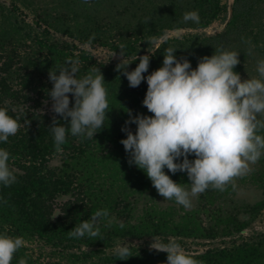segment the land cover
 Masks as SVG:
<instances>
[{"label": "trees", "instance_id": "1", "mask_svg": "<svg viewBox=\"0 0 264 264\" xmlns=\"http://www.w3.org/2000/svg\"><path fill=\"white\" fill-rule=\"evenodd\" d=\"M189 11L199 13V23L183 21ZM217 20L223 28L208 33ZM179 29L185 31L168 36ZM149 38L155 43L148 44ZM85 45L101 46L110 57L98 59ZM120 45L128 61L150 56L145 78L162 66L167 48H176V57L187 58L192 68L216 48L235 50L240 63L234 71L242 79L255 77L257 61L264 59V0H231L230 5L227 0H0V107L20 122L17 134L0 142L17 175L11 187L0 186V233L36 239L52 257L40 261L24 246L12 264L21 257L27 264H164L167 253L150 249L153 239H175L199 264H264V229L254 228L264 213V156L235 181V189L209 188L193 199L191 209L164 200L146 173L128 163L120 142L127 135L122 131L127 110L152 115L142 103L146 79L130 87L116 68ZM69 59L80 62L78 78L100 70L109 111L93 138L69 134L57 152L49 129L57 114L51 111L48 77ZM138 63L132 61L128 70ZM127 127L136 130L134 123ZM165 172L189 186L186 172ZM104 208L115 223L100 225L102 239L69 237L81 220ZM122 243L132 253L125 260L113 255Z\"/></svg>", "mask_w": 264, "mask_h": 264}, {"label": "clouds", "instance_id": "2", "mask_svg": "<svg viewBox=\"0 0 264 264\" xmlns=\"http://www.w3.org/2000/svg\"><path fill=\"white\" fill-rule=\"evenodd\" d=\"M199 20L197 11L183 14L184 22L199 23ZM145 41L155 43L153 38ZM124 47H119L122 58L116 68L123 72L130 87H138L146 79L147 91L142 103L152 113L133 116L127 110L129 119L122 128L127 135L120 142L129 154L128 163L146 173L164 200L174 201L185 209H191L193 199L209 188L223 192L230 185L235 189V181L249 175L253 171L251 165L264 156V134H261L264 133V59L257 61V76L242 79L234 71L240 63L238 51L216 48L213 55L203 56L196 68H192L187 58L176 57V48H167L162 66L145 78L150 56L136 55L128 61ZM247 54L252 55L251 48ZM137 59L138 65L129 71L128 65ZM79 63L69 59L57 71H49L48 78L53 84L48 91L51 111L67 122L61 124L57 115L52 118L49 129L57 152L62 150L69 134L93 138L105 126L109 111L102 73L98 69L78 78ZM69 94L74 103L70 102ZM130 123L136 125L135 132L127 127ZM19 128V118L0 107V142L7 143ZM190 155L194 159H189ZM9 160V151L0 148V186L5 188L17 182ZM165 168L173 174L186 172L189 186L175 182ZM113 223L115 218L108 209H98L68 231V235L76 239L84 236L102 239L100 225L111 227ZM124 226L123 222L119 223L120 228ZM24 246L23 237L0 233V264H12L14 255ZM149 247L167 253L164 264H199L175 239L167 243L153 239ZM113 255L121 260L132 256L129 244H117ZM18 264H27V259L21 257Z\"/></svg>", "mask_w": 264, "mask_h": 264}, {"label": "rangeland", "instance_id": "3", "mask_svg": "<svg viewBox=\"0 0 264 264\" xmlns=\"http://www.w3.org/2000/svg\"><path fill=\"white\" fill-rule=\"evenodd\" d=\"M229 5L231 3V0H227ZM224 26V22L221 20L214 21L210 26H208L205 30L208 33L216 32L222 29ZM185 30L179 29V30H173L169 31L168 36H176L180 35ZM85 48H87L96 58L101 60H106L110 57V52L102 48L98 45H85ZM252 197H254L252 194H250ZM255 229H264V213L260 215V217L256 220L254 223ZM25 240V247L28 248V251L32 253L33 257L36 259H39L40 261H49L52 259L49 251V247H46L41 242H39L36 239H24ZM136 242V241H134ZM200 247L194 244H190V249H199Z\"/></svg>", "mask_w": 264, "mask_h": 264}, {"label": "water", "instance_id": "4", "mask_svg": "<svg viewBox=\"0 0 264 264\" xmlns=\"http://www.w3.org/2000/svg\"><path fill=\"white\" fill-rule=\"evenodd\" d=\"M231 4V3H230Z\"/></svg>", "mask_w": 264, "mask_h": 264}]
</instances>
